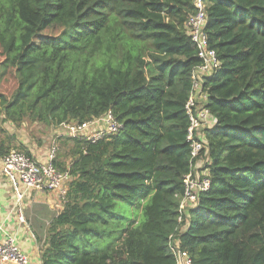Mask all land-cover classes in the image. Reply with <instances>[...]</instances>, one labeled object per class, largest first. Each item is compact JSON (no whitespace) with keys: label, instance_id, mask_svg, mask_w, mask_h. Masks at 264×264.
<instances>
[{"label":"trees","instance_id":"16d2710c","mask_svg":"<svg viewBox=\"0 0 264 264\" xmlns=\"http://www.w3.org/2000/svg\"><path fill=\"white\" fill-rule=\"evenodd\" d=\"M219 68L205 79L209 188L179 232L195 163L185 111L200 64L185 24L192 0H0V157L28 149L9 127L56 130L108 111L118 131L60 138L54 166L71 181L47 227L41 264H264V0H204ZM39 140V145L42 144ZM118 202L133 218L115 212Z\"/></svg>","mask_w":264,"mask_h":264},{"label":"built area","instance_id":"2783aa9c","mask_svg":"<svg viewBox=\"0 0 264 264\" xmlns=\"http://www.w3.org/2000/svg\"><path fill=\"white\" fill-rule=\"evenodd\" d=\"M194 13L185 24L187 36L194 44L200 64L191 73V91L185 104L188 117L186 142L189 145L190 157L195 161L183 180V195L178 207L179 232H183L187 224L185 218L188 209L197 204L200 193L209 188L210 181L207 171L203 169L207 163L206 142L204 132L214 125V118L205 107L207 96L203 91V82L211 77L219 68V61L214 50L209 48L205 26L207 23V4L204 0H192ZM77 124V123H76ZM119 129L110 111L100 118L75 126L64 125L56 129L57 137L51 139L50 148L43 161H37L16 150L0 157L1 174L14 192L11 212L16 216L19 225H26L24 204L26 199L34 195L50 193L57 197L63 205L71 177L68 171H59L54 166L58 152V139L76 138L96 141L115 134ZM169 251L175 257V264H192L187 253L180 250L175 235L169 237ZM0 264H29V257L18 245L15 235L6 231L0 224Z\"/></svg>","mask_w":264,"mask_h":264},{"label":"crops","instance_id":"0c3cea01","mask_svg":"<svg viewBox=\"0 0 264 264\" xmlns=\"http://www.w3.org/2000/svg\"><path fill=\"white\" fill-rule=\"evenodd\" d=\"M24 147L37 161H43L45 153H41L33 144ZM13 196L12 188L1 174L0 165V224L8 233L16 236L19 247L29 257V264H41L40 247L45 240L48 224L63 210V206L53 194L34 195L24 204L26 225H19L11 212Z\"/></svg>","mask_w":264,"mask_h":264},{"label":"rangeland","instance_id":"374dc122","mask_svg":"<svg viewBox=\"0 0 264 264\" xmlns=\"http://www.w3.org/2000/svg\"><path fill=\"white\" fill-rule=\"evenodd\" d=\"M15 87V79L11 74H7L0 83V92L4 93L5 95H10ZM68 125L70 127H73L77 124L71 122ZM9 129L10 132L12 131L18 136V140L22 143L23 146L33 144L37 150H40L41 153H47L50 148L51 139L57 137V133L55 130L44 129L38 124L31 125L25 123L18 130H13L11 127H9ZM40 139H42L43 143L39 145ZM32 150L34 149L32 148ZM115 212L123 214L126 218H133V216L136 214L135 210L131 212V208L127 204L121 202L117 203Z\"/></svg>","mask_w":264,"mask_h":264}]
</instances>
